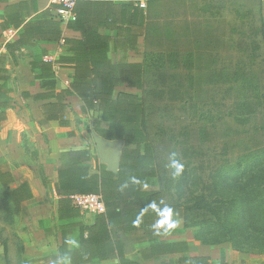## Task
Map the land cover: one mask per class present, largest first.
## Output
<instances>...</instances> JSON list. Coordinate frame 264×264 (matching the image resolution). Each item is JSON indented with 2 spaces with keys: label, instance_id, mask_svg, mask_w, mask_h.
<instances>
[{
  "label": "crops",
  "instance_id": "0c3cea01",
  "mask_svg": "<svg viewBox=\"0 0 264 264\" xmlns=\"http://www.w3.org/2000/svg\"><path fill=\"white\" fill-rule=\"evenodd\" d=\"M18 4L25 5L11 10V14L17 13L22 25L14 28L8 20V7ZM54 9L50 0L0 1V90L11 100L6 109H0L5 116L0 124V161L12 175L10 188L26 185L32 196L25 212H16L10 206L14 231L11 238L4 235L7 227L0 229V264H8L16 257L26 264H192L152 257L149 254L154 245L149 238L152 232L158 233V243L162 240L185 243V257L195 261L264 264L262 252L238 251L230 243L211 245L196 240L177 215L151 216L148 212L139 221V228L128 230L109 226L104 215L79 211L71 203L72 195L65 198L70 201L68 208L74 210L62 206L60 209L62 196L56 186L57 170L64 167L63 154L87 152V158L80 157L77 167H86L89 176L99 174L101 167L109 173L117 171L110 170L97 154L93 137L97 134L92 131V124L100 120V113H82V102L76 95H70L62 98L60 116L49 119V108H45L44 115L43 106L54 104L56 99L33 98L37 94H51L42 88V82L51 80L55 92L69 90L76 66L62 60L75 56L77 42L78 57H91L88 45L92 40L106 47L103 58L109 65H138L143 75L157 73V69L161 70L162 54L188 48L197 56L201 30L193 16L196 0H80L75 7L77 23L69 26L57 20ZM40 12H47V20L57 24L62 40L71 43H44L33 38L23 45L17 44L23 23L32 21ZM260 18L264 32V0H260ZM95 52V57H99V52ZM42 62H47L48 67L43 72ZM115 90L139 92L127 85ZM86 117L90 118V139L82 129ZM106 127L101 124V128ZM122 147L123 144L120 150ZM150 180L140 186L141 191L159 190ZM165 218H174L175 226L172 234L162 238Z\"/></svg>",
  "mask_w": 264,
  "mask_h": 264
},
{
  "label": "rangeland",
  "instance_id": "374dc122",
  "mask_svg": "<svg viewBox=\"0 0 264 264\" xmlns=\"http://www.w3.org/2000/svg\"><path fill=\"white\" fill-rule=\"evenodd\" d=\"M193 16L201 30L197 56L192 63L184 58L176 60L161 82L155 80L157 76L148 78L142 93L146 131L161 155V167L162 156L168 157L163 200L183 207L199 203L201 197L211 203L212 211L220 206L214 204L218 200L260 201L257 195L264 190V163L253 171L228 169V177H217L219 170L234 166V155L264 143V134L251 128L260 120L264 123V82L261 88L258 84L259 92L248 94L249 98L238 91L241 81L231 82L241 71L264 72L258 0H196ZM182 32L186 35L185 29ZM89 121L88 117L83 119L82 126L87 138ZM174 160L183 165L179 175L172 166ZM160 175L162 178V170ZM150 182L159 184L157 178ZM3 207L0 203V229L7 227L4 235L11 237L14 223ZM228 209L212 214L210 224L199 211H187V222L181 214L177 217L202 243H232L237 249L264 253V232L257 231V215L245 213L241 205L234 212L227 213ZM16 258L8 264H26Z\"/></svg>",
  "mask_w": 264,
  "mask_h": 264
},
{
  "label": "trees",
  "instance_id": "16d2710c",
  "mask_svg": "<svg viewBox=\"0 0 264 264\" xmlns=\"http://www.w3.org/2000/svg\"><path fill=\"white\" fill-rule=\"evenodd\" d=\"M0 1L5 2L6 0ZM24 5L25 4H18L8 7V10H10V12L8 11V20H10L14 28H19L22 22L20 17L17 16V13H15L16 15L11 14V10L14 11L15 8L18 10V8H22ZM258 9L260 31L264 38V32L261 28L260 0H258ZM48 17L47 12H40L34 16L32 21L23 23L22 32H20L19 39L16 43L23 45V43H26L25 40L33 38H38V40L44 43H59L61 41H63V44L71 43V41L62 40L57 24L47 20ZM73 23H77V15L75 20L68 22L67 25L69 26ZM77 44L78 47L74 50L75 56L71 59L62 60L76 66L75 73L70 83V89L55 92L54 83L51 80H46V82H42L41 86L45 91H49L51 94H48V96L45 94H37L33 98L35 100L46 99V97L55 98L56 102L54 104L45 105L42 110L45 115V108L48 107V118L55 119L61 112L62 98L76 95L83 104L81 107L82 113L88 111H98L100 113V120L93 122L92 131L107 141L122 142L123 147L120 150L116 173H109L101 167L100 173L92 176L86 173V167H77L80 157L87 158V152L78 151L63 154L62 166L64 167L57 170L58 183L56 186L58 193L62 196L59 200L60 209L62 206L64 209L74 210L71 206L68 208L70 201L68 198H65L70 195L99 194L105 208V212L99 215H104L109 226H120L124 229L132 230L141 226L140 222L143 218L145 219L147 217L148 212H150L151 216L162 214V217H165L166 215L163 213L165 211H170V215L167 216H178V214H181L184 221H186L187 211L191 212L194 210L201 212L203 219H205V223L210 224L212 219H214L212 214H219L222 210L225 211L227 208H229L227 213L234 212V209L235 211L238 210L237 205H241L245 213L257 215L259 221L256 225L257 231L264 232V199H262V197H264V190L261 192V195H257V198H261L260 201L254 198H246L244 201L231 200L228 202L218 200L214 204L220 206L216 208L215 211H212L211 203H207L204 199H201V197L199 203L194 202L191 206L185 204L183 207L163 200L165 191L163 188V180H166L165 175L167 173L168 157L165 155L162 156L161 167V155L159 156L154 150L152 140L149 138L146 131L147 109L142 93L146 88L148 78L157 76L155 80L162 81L161 77L168 75V67L173 65L176 60L184 58L187 59L189 63H192L195 53L192 52L191 49L184 48L182 51H171L162 54L161 70L157 69V73L146 76L141 73L138 65H109L106 61L107 59L103 58L107 51L106 47L93 40L88 45L89 49L92 51L90 54L93 56L78 57L80 49L79 42H77L76 45ZM84 47L87 49V44H84ZM95 50L99 52V57H95ZM70 51H72L71 48ZM41 64V71H46V69H48L46 66L47 62H42ZM89 67L91 69H89ZM249 70L250 69H248L247 72L241 71L235 75L231 81H241L239 84L240 86H237L238 91L247 98H249L248 94L250 92H259L261 85L263 86L261 83L264 82V72L262 70L259 72V75H257V72L254 70L248 73ZM122 85L136 88L139 90L138 93L140 94L116 93L115 88ZM10 101L11 100L6 97V94L0 90V109H6ZM4 119V113H0V124ZM101 124H105L107 127L101 128ZM251 128L256 134H264V123L262 120L252 125ZM219 137L221 139L226 138V136ZM216 141L218 140L214 139V142ZM244 151V153L234 155L236 158V162L233 164L234 166L219 170L217 177H228V169H235L237 171L246 169L249 172L258 169V167L264 163V143L249 147ZM173 157H175V155H173ZM65 160H67L66 163ZM161 170L162 178L160 175ZM83 172H85V175H83ZM262 172L264 173V170H262ZM261 177V180L264 181V174ZM156 178L159 180L158 191L145 192L140 190V186L145 184L147 180ZM12 183L13 179L10 171L5 169L0 161V203L3 204V209L9 216H12L10 206H12L16 212H25L26 206L32 202V196L26 185H22L17 189H11L10 185H12ZM248 195L249 194L246 193V197ZM174 223V218H165L162 220V238L173 233L174 227H169V225ZM183 227L185 228L184 224ZM157 237V232H152V234L149 235V238L153 240L154 243L149 250V254L152 257L161 256L168 260L167 262L208 264L202 259L195 261L185 257V252L187 250L185 243L167 242L165 240L158 243L156 242ZM231 246L235 250L244 251L239 248L237 249L232 243Z\"/></svg>",
  "mask_w": 264,
  "mask_h": 264
},
{
  "label": "built area",
  "instance_id": "2783aa9c",
  "mask_svg": "<svg viewBox=\"0 0 264 264\" xmlns=\"http://www.w3.org/2000/svg\"><path fill=\"white\" fill-rule=\"evenodd\" d=\"M80 0H50L55 6L54 15L61 23H68L75 20V7ZM72 205L81 212L91 214H103L105 212L102 198L99 194L72 195Z\"/></svg>",
  "mask_w": 264,
  "mask_h": 264
},
{
  "label": "water",
  "instance_id": "95a60500",
  "mask_svg": "<svg viewBox=\"0 0 264 264\" xmlns=\"http://www.w3.org/2000/svg\"><path fill=\"white\" fill-rule=\"evenodd\" d=\"M99 158L106 162L110 170L117 171L119 162V150L122 142L107 141L97 135H93Z\"/></svg>",
  "mask_w": 264,
  "mask_h": 264
},
{
  "label": "clouds",
  "instance_id": "9594fccd",
  "mask_svg": "<svg viewBox=\"0 0 264 264\" xmlns=\"http://www.w3.org/2000/svg\"><path fill=\"white\" fill-rule=\"evenodd\" d=\"M172 166H173V168H175V174L179 175V173L182 171L183 165L174 160L172 162ZM163 214L166 215V216L170 215V211H165ZM174 226H175V224H170L169 225V227H174Z\"/></svg>",
  "mask_w": 264,
  "mask_h": 264
}]
</instances>
